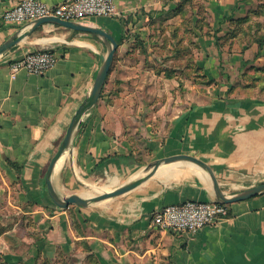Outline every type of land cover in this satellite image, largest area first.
<instances>
[{"label": "crops", "instance_id": "0c3cea01", "mask_svg": "<svg viewBox=\"0 0 264 264\" xmlns=\"http://www.w3.org/2000/svg\"><path fill=\"white\" fill-rule=\"evenodd\" d=\"M16 1L0 0V12ZM43 1L52 6L62 0ZM200 1L114 0L117 15L81 21L110 33L118 47L100 98L81 118L50 175L58 196L76 194L72 189L84 181L116 182L128 177L114 184L115 189L138 178L137 171L156 159L178 154L193 155L210 165L227 195L264 182V96L257 103L245 98L229 107L231 100L222 99L215 90L211 94L209 88L202 103L200 85L186 79L185 65L177 57L185 47L179 37H183L186 7L194 16ZM203 4L210 18L219 22L218 32L223 24L227 30L228 17L259 18L258 0H204ZM33 21L13 24L0 19V45L19 30H28ZM61 27L41 24L0 55V202L12 212L31 215L38 235L33 239L16 234L27 242L16 252L2 235L4 261L264 264V192L227 204L228 218L194 234L152 224V214L161 206L188 199L215 200L209 176L188 162L163 164L136 187L87 206L54 205L45 183L46 169L107 53L98 36ZM51 30L57 32L42 33ZM193 38L197 47L188 46L197 53L193 64L209 80H216L221 75L216 56H223V50L214 36L202 37L196 31ZM225 49L234 61L242 51L247 55L238 68L247 67L249 54L257 50L256 63L264 65V45ZM41 50L54 51L57 63L40 75L23 69L12 75V61Z\"/></svg>", "mask_w": 264, "mask_h": 264}, {"label": "rangeland", "instance_id": "374dc122", "mask_svg": "<svg viewBox=\"0 0 264 264\" xmlns=\"http://www.w3.org/2000/svg\"><path fill=\"white\" fill-rule=\"evenodd\" d=\"M201 1L196 6L194 16H190V12L192 9L190 7H186V13L188 15L186 14L184 17L183 37H179V40H183V44L185 46L184 52L179 56L181 57V61H183L185 65L186 79L191 81L189 77H196L195 85H200L202 103L204 102V99H207L206 95L209 94V88L211 89V94H213L215 90V93L218 96L221 95L222 99L227 101L231 100L232 102H227V105L229 107L231 105L234 107L238 106L240 104V100L245 98H249L252 102L257 103V101L255 100H257V98H260V96L262 95L264 96V65H259L256 63L257 52L259 50L256 49L257 51L251 52L249 54L248 61L250 62L247 67L238 68L237 63L240 64L247 55H245L242 51L240 54H237V61H234V59H231L232 53H229L228 51L225 52V47L229 46V50H242L241 47L243 46H253V49H255V47L257 48L258 42L264 39V0H258L260 4L258 6V8H260L259 18L254 17L253 19H249L248 21H239L235 23H232V21L228 20L227 30L224 28L225 24H223V30L221 32H218L219 22L213 21L210 18L208 11L203 4L204 0ZM193 23L196 30L193 29ZM196 31H201L202 37L205 36L208 38V36H217L218 40L216 46L218 47V49H220V51L223 50L224 52L223 56L222 54L217 55L218 57L216 56L217 62H220V65L218 64V73L221 74L216 80H209L202 69L200 70V72H194L193 74L191 72L193 70L189 68V66L192 65V61H195L197 59L196 51L192 53L191 50H188V46L192 44L197 47V44L193 38L194 35L196 36ZM55 32L57 31L51 30L42 33H48L49 35H52V33ZM202 43L208 44L207 42ZM201 53L200 55L204 57V54ZM168 57L172 59L170 55ZM231 60V63L234 65L233 67L230 66ZM145 167L146 166H144L142 170L140 169L137 171L136 175L138 177L146 172ZM203 172L206 174V176H208L205 171ZM127 178L124 177L123 180L116 182L84 181L83 183H80L74 189H72V191L83 196L97 195L105 190L107 191L113 189L114 184L118 185L126 182ZM34 227L35 225L33 224V218L31 215H23L12 212V209L10 207L4 204V202H0V237L4 235L5 239L8 242H12V245L9 247L10 249H12V251L16 252L25 249V244L27 242L21 241V239H19V241L16 238L19 233L23 234V236L28 235V237H32L33 239L38 238L35 230H33ZM23 236L20 237L23 238ZM17 241L21 243H17ZM3 251L4 245L0 241V264H8L2 257Z\"/></svg>", "mask_w": 264, "mask_h": 264}, {"label": "built area", "instance_id": "2783aa9c", "mask_svg": "<svg viewBox=\"0 0 264 264\" xmlns=\"http://www.w3.org/2000/svg\"><path fill=\"white\" fill-rule=\"evenodd\" d=\"M114 0H62L56 5H47L43 0H17L16 4L0 12L2 21L19 24L53 16L62 20L81 22L95 16L117 15ZM59 56L51 50L31 51L9 64L12 75L19 70L43 74L54 66ZM230 216L227 204L216 200L188 199L159 207L151 222L162 230L194 234L203 227L215 224Z\"/></svg>", "mask_w": 264, "mask_h": 264}, {"label": "water", "instance_id": "95a60500", "mask_svg": "<svg viewBox=\"0 0 264 264\" xmlns=\"http://www.w3.org/2000/svg\"><path fill=\"white\" fill-rule=\"evenodd\" d=\"M45 23L56 24L75 31L88 32L92 35L101 38L107 46V53L105 56L102 57V64L95 76L92 88L89 91L88 95L78 105L74 114L70 118L69 124L64 132L62 140L60 141L58 149L56 150L55 154L52 156L48 164V167L46 169L45 183L48 194L54 205H56L59 208H67L69 205L87 206L89 203L96 202L109 197H113L116 195H120L136 187L137 185L141 184L148 178L152 177L154 174L157 173V171L163 164L180 162V161L193 164L208 174L210 181L212 183L215 200L220 203L231 204L233 202L244 200L264 192V182H262L254 186L245 188L244 190L240 191L237 194L227 195L222 190L218 182V179L210 165H208L202 159L197 158L193 155L178 154V155L167 156L164 158L156 159L150 165L147 166L146 173L143 176L138 177L130 182H127L115 189L109 191H103L100 194L92 195V196H83L79 194H70L65 197L58 196L51 183L50 175L53 172L61 155L69 148L71 139L77 131V127L81 118L88 110H90L97 103L98 99L100 98L106 78L108 76L110 67L113 62L114 53L118 47V42L110 33L96 26L88 25L83 22L62 20L53 16H45L34 20L30 25H28L30 26L28 30L25 31L19 30L14 35H12V37H10L8 40L3 42L0 45V55L6 52L7 50L11 49L24 37L29 36L39 25Z\"/></svg>", "mask_w": 264, "mask_h": 264}, {"label": "trees", "instance_id": "16d2710c", "mask_svg": "<svg viewBox=\"0 0 264 264\" xmlns=\"http://www.w3.org/2000/svg\"><path fill=\"white\" fill-rule=\"evenodd\" d=\"M264 4V3H263ZM259 11H260V8H259ZM262 12V11H261ZM257 14H260L259 12L257 13ZM250 18H247V17H241V18H238V19H236V20H234L233 18H231V17H228V20H230V21H232V23L234 22H244V21H248ZM251 20V19H250ZM232 25V24H231ZM234 25V24H233ZM215 37V40H216V44H217V40H218V38H217V36H214ZM180 41V40H179ZM139 43V45L141 44V42H138ZM264 45V39L263 40H261V41H259L258 42V49H261V47ZM184 49H185V47H184ZM184 49L182 50L181 48H180V50H182V51H179V54H177L178 56L177 57H180L179 55H181L182 54V52H184ZM188 68V67H187ZM189 68H191V70H193V71H191L193 74H194V72H200V70L196 67V65H194L193 64V61H192V65L191 66H189ZM185 74H186V71H185ZM193 78V80L195 81V79H196V77L195 76H193L192 77Z\"/></svg>", "mask_w": 264, "mask_h": 264}, {"label": "bare ground", "instance_id": "6f19581e", "mask_svg": "<svg viewBox=\"0 0 264 264\" xmlns=\"http://www.w3.org/2000/svg\"><path fill=\"white\" fill-rule=\"evenodd\" d=\"M59 164V163H58ZM133 176V175H132ZM99 188H101V187H99ZM96 189H98V188H96ZM106 191V190H105Z\"/></svg>", "mask_w": 264, "mask_h": 264}]
</instances>
